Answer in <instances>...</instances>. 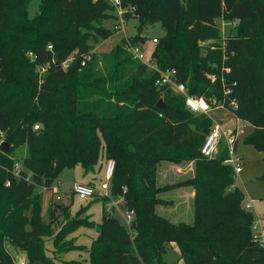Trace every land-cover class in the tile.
<instances>
[{"label": "trees", "instance_id": "1", "mask_svg": "<svg viewBox=\"0 0 264 264\" xmlns=\"http://www.w3.org/2000/svg\"><path fill=\"white\" fill-rule=\"evenodd\" d=\"M29 4L0 0V140L9 146H0V264H16L7 243L28 264H57L76 248L65 241L59 215L51 210L45 222L36 188L54 186L65 168L98 173L109 159L115 170L109 196L96 198L103 221L90 264H166L172 243L184 264H264V248L252 238L254 215L226 163L229 147L221 144L214 157L200 152L211 118L188 110L182 94L157 87L159 73L125 48L144 43L142 32L161 23L156 68L175 69L188 94L249 124L246 143L264 151V0H125L136 7L124 18L136 19L137 35L102 55L95 46L118 32L117 24L105 26L117 20L107 0H42L35 18ZM218 20L232 24L225 38ZM163 161H193L194 176L158 187ZM180 187L194 191L191 224L157 212L171 204L161 195ZM112 199L134 213L129 226Z\"/></svg>", "mask_w": 264, "mask_h": 264}, {"label": "rangeland", "instance_id": "2", "mask_svg": "<svg viewBox=\"0 0 264 264\" xmlns=\"http://www.w3.org/2000/svg\"><path fill=\"white\" fill-rule=\"evenodd\" d=\"M41 1L42 0H30L28 9L30 18H35L37 16ZM116 23V19H111L105 22V26L109 28ZM218 25L221 29L223 38L227 37L232 24L218 20ZM136 35L137 21L133 17L126 20L123 29L118 31L113 37L101 41L100 44L96 45L94 51L97 52L98 55L107 54L120 42L121 39L127 40ZM164 35L165 30L161 23H157L142 32V37L145 38V42L140 44V47L144 53L146 62L153 60V52L156 46L153 43V39H161ZM199 44L202 43L199 42ZM208 116L211 118L213 125H220L223 132L238 128L236 145L233 147V158L242 170L239 174L235 175L234 186L238 187L245 194L244 204L253 203L254 213L256 215H264V151L246 143V139L252 132L253 128L249 124L237 120L233 114L219 106L211 109ZM205 136L206 135H204L203 139ZM222 142V145H227L225 139H223ZM219 149L220 146L216 155H218L220 151ZM80 170L81 167L65 168L57 177L54 185L59 189L61 197L60 201H57L56 196H53L49 191H42L39 188H36V192H41L43 195L42 215L45 218V222H49L48 215H50L51 210L54 211L57 216L59 215L58 222L60 228H67L65 241L72 242L76 247L60 254L56 259L57 264H90L91 246L94 240L98 238V225L103 221V204L101 200L95 198L83 201L75 195L72 196L74 181L84 180L82 176H78ZM193 176V161H184L182 163L163 161L158 167L157 185L182 184L186 183ZM102 181H104V175L101 172L98 173L95 182L100 185ZM191 190L192 189L189 187H180L162 194L161 198L166 201H171V204L164 206L165 209L162 211L159 209L158 213L162 214L164 218L165 216H168L177 222L178 220L188 222L190 220V213H194L193 204L190 202L188 194ZM111 201L116 208V215L118 218L129 226L134 220V216L131 222H127L124 213L125 211L122 207L124 200L112 199ZM62 206L68 207L66 214L61 212L62 210L60 207ZM173 217L175 218L173 219ZM179 223L184 222H178L177 224ZM47 246L50 249H53L50 242L47 243ZM7 250L14 257L16 264H28L27 257L22 251L17 250L8 243ZM48 254L54 255L52 250H50ZM164 259L166 264H180L178 254H176L174 250H170L169 255L166 254Z\"/></svg>", "mask_w": 264, "mask_h": 264}, {"label": "built area", "instance_id": "3", "mask_svg": "<svg viewBox=\"0 0 264 264\" xmlns=\"http://www.w3.org/2000/svg\"><path fill=\"white\" fill-rule=\"evenodd\" d=\"M96 1V0H95ZM108 3L114 8V15L117 17V30L123 29L125 23V15L127 13H134L136 7L132 4H125V0H107ZM153 43L157 44L158 39L154 38ZM126 50L133 56L135 60L141 61L153 70H156L159 74L155 81V85L159 88L169 87L173 89L176 93L182 94L186 100V107L194 114H206L208 115L211 109V105L203 98L196 95H190L187 93L186 86L177 81V72L175 69L159 70L156 68L152 61L146 62L144 58V53L141 50L139 44H132L130 41L127 42L125 46ZM51 49V46H49ZM90 60L89 57L83 58L81 65L86 66L87 62ZM41 73L45 72V68L40 69ZM212 80L215 79L214 76H210ZM228 93V92H227ZM235 102H232L234 105ZM221 107V106H219ZM222 108V107H221ZM34 130H39V125L34 126ZM238 128L223 132L220 125H213L209 134L205 136L203 144L200 148V152L205 157H214L217 154L218 148L223 139L226 140L227 146L229 147V160L226 163L231 164L234 168V173L239 174L241 172V167L236 163L233 158V145L237 140ZM4 143L3 139L0 140V146ZM16 170H19V166L16 165ZM115 170V162L109 159L105 164L104 169V181L100 183L99 186L86 184V183H74L73 193L80 200L86 201L89 199H103L109 196L110 181L113 177ZM10 182H7V186ZM46 190V188H43ZM53 196H56L57 201L61 200L59 189L57 186H52L47 189ZM246 211L254 215V222L252 225V238L253 241L258 243L262 248H264V215H256L253 211V203H248L244 205ZM133 212H126L125 218L127 222H131L133 219ZM25 264V263H23Z\"/></svg>", "mask_w": 264, "mask_h": 264}, {"label": "crops", "instance_id": "4", "mask_svg": "<svg viewBox=\"0 0 264 264\" xmlns=\"http://www.w3.org/2000/svg\"><path fill=\"white\" fill-rule=\"evenodd\" d=\"M104 169H105V167L103 166V168L101 169V171H99L98 173H101V172H102V174L104 175ZM98 173H95V174H87V175H86V174L84 173L83 169L81 168V170L79 171V175H78V176H82V177L84 178V180H79V181L75 180L74 183H86V184H91V185L98 186L99 184H97V183L95 182V179H97V175H98ZM166 178H167V177H166ZM166 185H169V184H166ZM166 185H163V186H166ZM163 186H158V187H163ZM72 193H73V190H72ZM188 194H189L190 202H192V204H193L194 191L191 190ZM244 205H245V204H244ZM159 209H160V211H162V210L165 209V208H164V206H162V207H158V208H157V212L159 211ZM158 214H160V213H158ZM160 215H162V214H160ZM162 216H163V215H162ZM186 217H187V216H186ZM186 217H185V218H186ZM165 218L169 219L172 223H175V224H177L178 222H184V223H187V224H191L192 221H193V218H194V214H193V212L190 213V220H189L188 222L181 221V220H178V222H177V221H175V220H172V218H169L168 216H165ZM174 218H175V217H173V219H174ZM167 248H168V247H167ZM170 250H171V251L174 250V251L176 252V254H178V260H179V263H180V264H184V262L180 259V251H179V248L177 247V245H176L175 243H172L171 245H169V248L167 249V253H166V254L169 255Z\"/></svg>", "mask_w": 264, "mask_h": 264}, {"label": "water", "instance_id": "5", "mask_svg": "<svg viewBox=\"0 0 264 264\" xmlns=\"http://www.w3.org/2000/svg\"><path fill=\"white\" fill-rule=\"evenodd\" d=\"M157 107H158V108H164L165 105H164L163 101H159V103L157 104ZM2 146H3V148H4L5 150L9 148L8 144L5 143V142L2 144Z\"/></svg>", "mask_w": 264, "mask_h": 264}]
</instances>
